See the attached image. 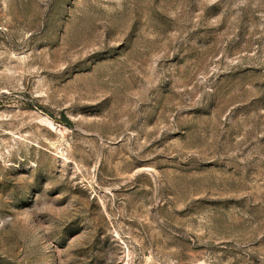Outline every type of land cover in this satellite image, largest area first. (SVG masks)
Returning a JSON list of instances; mask_svg holds the SVG:
<instances>
[{
    "label": "rangeland",
    "instance_id": "rangeland-1",
    "mask_svg": "<svg viewBox=\"0 0 264 264\" xmlns=\"http://www.w3.org/2000/svg\"><path fill=\"white\" fill-rule=\"evenodd\" d=\"M0 264H264V0H0Z\"/></svg>",
    "mask_w": 264,
    "mask_h": 264
}]
</instances>
